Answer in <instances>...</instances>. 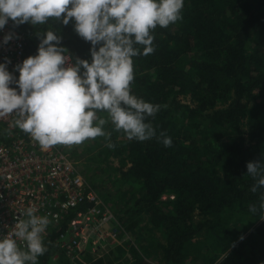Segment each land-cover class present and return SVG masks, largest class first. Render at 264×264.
<instances>
[{
  "label": "trees",
  "instance_id": "16d2710c",
  "mask_svg": "<svg viewBox=\"0 0 264 264\" xmlns=\"http://www.w3.org/2000/svg\"><path fill=\"white\" fill-rule=\"evenodd\" d=\"M182 17L167 28L157 26L154 53L133 58L132 94L167 105L148 120L158 134L167 132L172 146L156 139L129 141L107 123L116 145L109 153L122 164L111 187L115 195L129 197L114 215L127 231L145 216L162 240L147 232L149 240L143 236L141 246L159 250L162 264H184L188 257L193 264H264V216L249 212V205L259 206L261 192L250 191L255 181L246 167L264 160V0H184ZM13 26L25 34L22 62L37 54L36 32L49 28L74 60L91 62L92 45L75 32L74 21ZM163 194L173 198L161 199ZM237 218L252 225L243 238ZM55 235L50 229L41 264ZM198 235L201 239L193 241ZM86 260L151 264L133 246L128 251L110 247ZM57 263L68 264L63 252Z\"/></svg>",
  "mask_w": 264,
  "mask_h": 264
},
{
  "label": "clouds",
  "instance_id": "9594fccd",
  "mask_svg": "<svg viewBox=\"0 0 264 264\" xmlns=\"http://www.w3.org/2000/svg\"><path fill=\"white\" fill-rule=\"evenodd\" d=\"M183 7L184 0H0V29L9 20L34 27L49 20L65 26L74 21L75 32L92 45L91 62L76 57L73 64L60 46L61 36L50 28L36 32L37 54L16 65L18 80L0 63V117L15 115V126L43 150L97 137L110 141L111 133L104 131L109 121L129 141L156 139L171 147L167 132L158 134L148 120L167 105L132 94L133 58L154 53V30L182 20ZM11 39L6 35L4 43ZM101 112L107 118L98 115ZM106 146L116 147L112 142ZM246 167L255 181L250 191L261 192L259 206L249 205V212L264 216V160ZM22 215L26 218L17 217L12 232L0 238V264H38V257L48 252L44 234L51 214L38 215L36 208L28 207Z\"/></svg>",
  "mask_w": 264,
  "mask_h": 264
},
{
  "label": "built area",
  "instance_id": "2783aa9c",
  "mask_svg": "<svg viewBox=\"0 0 264 264\" xmlns=\"http://www.w3.org/2000/svg\"><path fill=\"white\" fill-rule=\"evenodd\" d=\"M6 35L12 36L8 43H4ZM25 45V34L9 20L0 29V63H6L13 76L18 74L16 65L22 64ZM65 55L75 63L70 52ZM16 118L0 117V238L12 232L17 217L26 218L22 214L34 207L38 215L51 214L44 242L49 230H56L54 248L44 264H58L59 251L68 264H79L85 254L102 256L107 237L115 235L117 228L109 231L112 215L99 193L68 152L58 146L41 149L15 126ZM43 260L38 257V264Z\"/></svg>",
  "mask_w": 264,
  "mask_h": 264
},
{
  "label": "rangeland",
  "instance_id": "374dc122",
  "mask_svg": "<svg viewBox=\"0 0 264 264\" xmlns=\"http://www.w3.org/2000/svg\"><path fill=\"white\" fill-rule=\"evenodd\" d=\"M98 115H100L102 118H107V114L104 112L98 113ZM106 126L107 124L104 126V131L109 132V129H107ZM108 142H111V140L109 141L105 137H97L95 140H87L81 145H74L71 147L63 145L57 146L71 155V157L77 162L78 171L82 175H86L89 181L91 180L95 184V187H100L96 190L99 193L104 205L108 208L112 215L111 221L108 223L107 227L109 231L117 228V233L107 237L106 239V245H104L106 251L110 247L116 246L120 247V249L128 251L129 247L133 246L137 249L139 255L145 261L151 264H162L159 250H151V248H149L150 246L147 245L143 248L141 246V238L143 239V236L149 240L147 232L153 233L156 239L162 240V235L160 232L156 230L152 231L150 229V225L146 222L145 216L141 217L140 222L136 227L128 231L120 223H118L115 218V212H118L122 207H124L125 204L128 203L129 197L122 196L120 194L115 195V190H112L111 185L113 184V180L119 177L116 169L122 164L119 162V158L117 156H113L111 153H109L112 152V149H109L106 146ZM167 198L172 199L173 195L163 194L161 196V199L165 200ZM193 219L195 221L199 219L198 212H195ZM235 221L237 226L243 229L240 232V238H243L252 225L249 224L247 219L240 220L237 218ZM200 239L201 235H198L193 239V241ZM99 253L100 252H98V254ZM104 253H102V255ZM118 255L121 257L119 253ZM94 256L97 258L98 255L95 254ZM94 256L85 254L82 256L83 258L79 261V264H87L86 259H92ZM126 256L130 257L128 253ZM184 264H193V259L188 257Z\"/></svg>",
  "mask_w": 264,
  "mask_h": 264
}]
</instances>
